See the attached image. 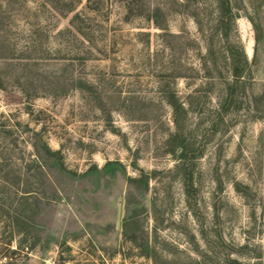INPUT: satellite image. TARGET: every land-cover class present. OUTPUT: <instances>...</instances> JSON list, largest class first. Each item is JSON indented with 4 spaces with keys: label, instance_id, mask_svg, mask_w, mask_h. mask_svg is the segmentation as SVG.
Wrapping results in <instances>:
<instances>
[{
    "label": "rangeland",
    "instance_id": "rangeland-1",
    "mask_svg": "<svg viewBox=\"0 0 264 264\" xmlns=\"http://www.w3.org/2000/svg\"><path fill=\"white\" fill-rule=\"evenodd\" d=\"M231 4L224 111L216 0H0V264H264V0Z\"/></svg>",
    "mask_w": 264,
    "mask_h": 264
},
{
    "label": "trees",
    "instance_id": "trees-1",
    "mask_svg": "<svg viewBox=\"0 0 264 264\" xmlns=\"http://www.w3.org/2000/svg\"><path fill=\"white\" fill-rule=\"evenodd\" d=\"M218 8V21H217V31L224 43L225 48V60L226 65L230 72V79L225 82V93L223 97V104L221 105L224 111L234 109L239 105V97L241 94H245V89L248 80L251 78V68L253 66V61L250 62L244 48L243 44L239 38V34L236 29V21L238 19V14L234 12L231 0H216ZM79 17V16H77ZM255 30L258 31L256 26ZM236 33V39L231 40V33ZM259 38H256V42ZM258 100L264 102V92L259 96ZM174 109L178 110V105L174 101L171 102ZM187 142H181L180 150L181 154L179 159L183 163L184 171V183L187 189V193L190 192V187H192V171L186 167V162L189 161L188 158L191 150Z\"/></svg>",
    "mask_w": 264,
    "mask_h": 264
}]
</instances>
